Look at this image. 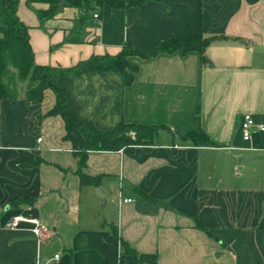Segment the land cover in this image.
<instances>
[{
	"label": "crops",
	"instance_id": "crops-1",
	"mask_svg": "<svg viewBox=\"0 0 264 264\" xmlns=\"http://www.w3.org/2000/svg\"><path fill=\"white\" fill-rule=\"evenodd\" d=\"M142 1L109 0L81 42H66L79 9L62 4L43 28L20 0L38 65L215 38L203 54L131 56L128 86L111 72L57 80L75 124L165 127L152 143L86 149L79 129L70 138L48 114L52 91L42 102L26 100L24 86L0 99V264H264V0ZM245 114L263 126L249 139ZM199 130L212 143L181 136ZM18 213L45 223L41 241L30 224L7 227Z\"/></svg>",
	"mask_w": 264,
	"mask_h": 264
},
{
	"label": "trees",
	"instance_id": "trees-1",
	"mask_svg": "<svg viewBox=\"0 0 264 264\" xmlns=\"http://www.w3.org/2000/svg\"><path fill=\"white\" fill-rule=\"evenodd\" d=\"M144 1L147 0L142 2ZM19 3L20 0H0V99H17L20 85L25 87L26 100L33 102H42L47 92L52 91L55 104L48 114L60 115L63 118L67 136L70 138L74 130L79 129L85 135L86 149H119L127 144L152 143L159 130L165 127L121 122L110 131H101L92 123L77 125L70 115L66 90L57 84L59 78L111 72L121 75L124 86H128L134 81L135 73L138 71V68L130 63V56L150 57L159 53L190 51H199L203 54L215 38L205 37L202 33L172 37L146 53L136 51L131 44L126 43L118 54L92 55L72 66L38 65L30 42V28L18 15ZM38 3L47 4L48 7L39 9L36 7ZM105 3H109V0H27L28 7L37 14L43 28L46 21L56 16L62 4L80 10L78 24L66 37V42H81V34L87 19ZM121 128L135 129L136 138L112 136ZM181 136L198 145L212 143L209 135L203 130ZM85 156L86 153L83 152L82 161L85 160ZM82 178L84 181L89 180L85 174H82Z\"/></svg>",
	"mask_w": 264,
	"mask_h": 264
},
{
	"label": "built area",
	"instance_id": "built-area-1",
	"mask_svg": "<svg viewBox=\"0 0 264 264\" xmlns=\"http://www.w3.org/2000/svg\"><path fill=\"white\" fill-rule=\"evenodd\" d=\"M95 19L99 18V14L95 13ZM263 129L262 125L257 126L251 114H245L242 122V131L245 139L251 138L255 129ZM38 140H42V137H38ZM126 201H132V198H125ZM30 224V231L35 235L38 241H41L47 231L45 223L38 217L25 215L22 213L15 214L7 222V227L12 230H18L22 228V224Z\"/></svg>",
	"mask_w": 264,
	"mask_h": 264
},
{
	"label": "rangeland",
	"instance_id": "rangeland-1",
	"mask_svg": "<svg viewBox=\"0 0 264 264\" xmlns=\"http://www.w3.org/2000/svg\"><path fill=\"white\" fill-rule=\"evenodd\" d=\"M132 56H135V55H132ZM22 87H23V85H20V89ZM112 136H114V137H118V136H129V137H132V138H136V131L133 128L132 129H124V128H121V129H118L117 131H115Z\"/></svg>",
	"mask_w": 264,
	"mask_h": 264
}]
</instances>
